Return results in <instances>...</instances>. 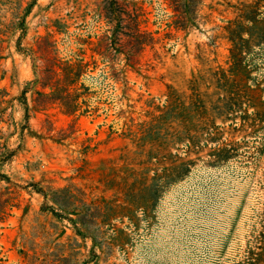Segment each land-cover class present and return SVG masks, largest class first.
<instances>
[{
	"label": "rangeland",
	"instance_id": "obj_1",
	"mask_svg": "<svg viewBox=\"0 0 264 264\" xmlns=\"http://www.w3.org/2000/svg\"><path fill=\"white\" fill-rule=\"evenodd\" d=\"M0 264H264V0H0Z\"/></svg>",
	"mask_w": 264,
	"mask_h": 264
},
{
	"label": "trees",
	"instance_id": "obj_2",
	"mask_svg": "<svg viewBox=\"0 0 264 264\" xmlns=\"http://www.w3.org/2000/svg\"><path fill=\"white\" fill-rule=\"evenodd\" d=\"M189 1V0H184ZM83 63H71V62H64V63H55L52 66L48 67V72L51 74L50 80H54L57 77V73L55 68L59 67L64 73L63 83L68 84L66 88L70 87L73 83L76 82L77 78L80 77L82 74V65ZM60 82V81H59ZM56 84V86L59 84ZM58 93L65 92L64 90H58ZM41 95V93H40ZM43 95V94H42ZM53 101H57L60 105L65 109V111L69 114H73L79 110V104L76 101V98H72V95H67V97L61 96H54Z\"/></svg>",
	"mask_w": 264,
	"mask_h": 264
}]
</instances>
